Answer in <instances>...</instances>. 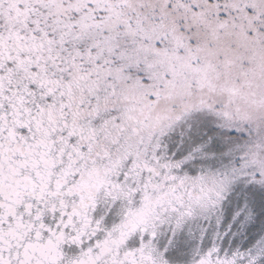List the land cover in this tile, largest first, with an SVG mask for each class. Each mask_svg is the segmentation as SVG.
Returning a JSON list of instances; mask_svg holds the SVG:
<instances>
[{
	"label": "snow or ice",
	"instance_id": "1",
	"mask_svg": "<svg viewBox=\"0 0 264 264\" xmlns=\"http://www.w3.org/2000/svg\"><path fill=\"white\" fill-rule=\"evenodd\" d=\"M0 264H264V0H0Z\"/></svg>",
	"mask_w": 264,
	"mask_h": 264
}]
</instances>
